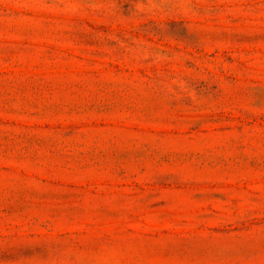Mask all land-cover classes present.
Instances as JSON below:
<instances>
[{"label":"rangeland","instance_id":"374dc122","mask_svg":"<svg viewBox=\"0 0 264 264\" xmlns=\"http://www.w3.org/2000/svg\"><path fill=\"white\" fill-rule=\"evenodd\" d=\"M0 264H264V0H0Z\"/></svg>","mask_w":264,"mask_h":264}]
</instances>
